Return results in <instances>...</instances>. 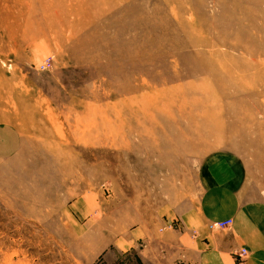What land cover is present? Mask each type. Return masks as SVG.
Segmentation results:
<instances>
[{
  "label": "rangeland",
  "instance_id": "1",
  "mask_svg": "<svg viewBox=\"0 0 264 264\" xmlns=\"http://www.w3.org/2000/svg\"><path fill=\"white\" fill-rule=\"evenodd\" d=\"M7 124L0 264H149L218 158L264 203V0H0Z\"/></svg>",
  "mask_w": 264,
  "mask_h": 264
},
{
  "label": "crops",
  "instance_id": "2",
  "mask_svg": "<svg viewBox=\"0 0 264 264\" xmlns=\"http://www.w3.org/2000/svg\"><path fill=\"white\" fill-rule=\"evenodd\" d=\"M21 136L11 124L0 129L2 159L15 156L22 143ZM241 171L238 161L230 156L210 163L192 214H185L176 222L174 218L167 222L158 219L159 229L145 228L147 233L136 236L129 250H135L134 244L142 241L141 259L149 264H261L264 261V203L253 199L256 197L252 187ZM226 220H233L230 229L210 232L211 224ZM170 222L176 223L178 230L160 239V230ZM242 248L249 251V256L239 262L234 255Z\"/></svg>",
  "mask_w": 264,
  "mask_h": 264
},
{
  "label": "built area",
  "instance_id": "3",
  "mask_svg": "<svg viewBox=\"0 0 264 264\" xmlns=\"http://www.w3.org/2000/svg\"><path fill=\"white\" fill-rule=\"evenodd\" d=\"M232 225V220H229L227 222H222V223H219V222H216L214 224H212L210 226V228L213 230V229H222V228H228V227H231Z\"/></svg>",
  "mask_w": 264,
  "mask_h": 264
},
{
  "label": "bare ground",
  "instance_id": "4",
  "mask_svg": "<svg viewBox=\"0 0 264 264\" xmlns=\"http://www.w3.org/2000/svg\"><path fill=\"white\" fill-rule=\"evenodd\" d=\"M84 17H85V16H84ZM211 225H212V224H211ZM211 225H210V226H211ZM210 229H211V228H210Z\"/></svg>",
  "mask_w": 264,
  "mask_h": 264
}]
</instances>
